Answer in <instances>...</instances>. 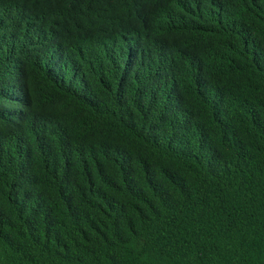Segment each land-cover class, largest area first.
<instances>
[{"label":"trees","instance_id":"obj_1","mask_svg":"<svg viewBox=\"0 0 264 264\" xmlns=\"http://www.w3.org/2000/svg\"><path fill=\"white\" fill-rule=\"evenodd\" d=\"M0 264H264V0H0Z\"/></svg>","mask_w":264,"mask_h":264}]
</instances>
